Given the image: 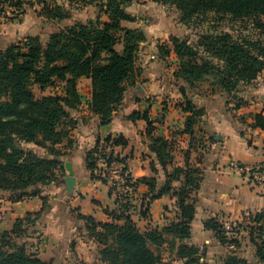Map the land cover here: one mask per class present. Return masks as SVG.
<instances>
[{"label": "trees", "instance_id": "1", "mask_svg": "<svg viewBox=\"0 0 264 264\" xmlns=\"http://www.w3.org/2000/svg\"><path fill=\"white\" fill-rule=\"evenodd\" d=\"M66 8L57 0H0V8H8L12 13L21 10L25 15L28 5L42 4L40 16L48 21L62 23L73 18L72 10L94 5L98 8L96 19L75 21L49 36L44 43L40 36H29L23 41L0 49V190L8 191L12 198L37 196L38 185L54 181L57 171H64V164L59 159L70 156L75 142L71 130L75 120L71 111L81 105L78 89L80 78L88 77L92 81L91 110L99 116L101 125L110 124L114 112L123 103L126 91L136 84L139 72L138 53L147 37L144 31L123 26V22H132L135 16L128 10L133 0H66ZM155 2L173 6L181 13V20L190 22L205 17L210 12L229 15L232 19H245L264 16V0H155ZM6 13V12H5ZM107 16V19H103ZM16 20V19H15ZM256 25L264 30V23ZM173 50L180 61L176 76L185 81L180 91L185 99L184 111L189 113L186 119L185 133L193 134L194 125L205 114V109L198 107L188 94L189 89L205 92L202 83L215 76L209 82L210 94H222L227 97L232 111H237L247 104L240 95L241 86L252 84L264 71V44L246 36L235 38L229 32L203 33L197 46L187 39L173 37L170 40ZM166 46H169L168 44ZM162 55L167 57L171 47H160ZM162 56V57H163ZM42 89L60 86V93L36 97L33 85ZM235 117V115H234ZM130 119H143L148 123V136L152 150L161 165L166 168L173 160L170 143L163 137L153 135L154 122L148 112H134ZM242 120V117H239ZM254 127H264V115H254ZM70 151H62L58 146L65 143ZM108 145H125L122 137L104 140ZM26 144H34L48 150L54 158L37 155ZM100 141L87 156V167L95 171V154H102ZM105 151V150H104ZM124 165L123 173L128 170L126 158L110 155ZM202 171L186 163L184 167H175L168 174L164 186L157 192L156 179L142 178L131 183L128 174L126 185L135 187L138 182L149 186L152 199L170 193L178 198L180 214L177 221L162 229L140 230L132 220L131 201L120 202L119 209L111 212L112 221H97L92 216L78 215L86 223L89 236L99 244L101 260L106 264H159L161 255L154 247L163 246L169 236L181 241L190 238L191 223L196 211L194 193L199 190ZM184 176L180 188H173L172 182ZM99 178L98 176H94ZM103 182H106L103 180ZM32 189V190H31ZM46 203L45 199H43ZM123 200V199H122ZM125 200V199H124ZM43 210L30 213L25 218L17 219L9 232L0 234V264H54L40 259L37 254L28 253L24 246L13 242L14 238L28 233V226L40 220ZM249 225L250 241L256 248V264H264V210L252 217ZM204 228L216 233L222 244L237 243L228 239L223 223L215 218L206 219ZM177 257L185 264L199 262L200 248L181 244ZM225 264H254L237 255H231Z\"/></svg>", "mask_w": 264, "mask_h": 264}, {"label": "crops", "instance_id": "2", "mask_svg": "<svg viewBox=\"0 0 264 264\" xmlns=\"http://www.w3.org/2000/svg\"><path fill=\"white\" fill-rule=\"evenodd\" d=\"M144 14L154 16L149 8L143 13L139 12L138 16H142V19L138 22L136 20L123 22V26L127 28H140L139 30L144 31L147 41L141 44L138 54L137 65L140 69L136 84L126 91L124 101L114 112L110 124L102 126L99 116L91 110V79L82 77L79 80L78 89L82 102L76 110L71 111V117L76 122L72 133H78L76 138L71 136L75 142L72 149L78 146L72 160L77 180L73 194L69 195L66 186L56 185L47 199L42 192L37 196L16 200L12 198L10 192L0 190V234L11 231L17 219L43 210L41 224L36 231L39 238L35 239L34 235L22 237L24 242L37 240L34 249L42 260L51 261L52 258L59 256L66 258L69 256V250H72L71 244L74 245V250L84 251L83 247L86 248L87 245L88 248H92L88 244L91 242L89 236L86 237L88 234L86 223L78 218L79 214L92 216L97 221L110 222L113 219L110 213L119 209L120 202H117V197L109 185L95 178L97 174L88 169L86 162V153L95 148L98 141L103 145L108 137L125 139V145L114 147L115 154L126 158L128 172L134 183L142 178L156 179L157 187L153 194L164 186L168 174L173 173L175 167H184L187 163L202 171L200 188L194 193L196 211L191 223L190 238L181 241L175 236H169V241L165 243L175 254L181 244L200 248L202 240L206 239L205 243H208L212 236L218 239L215 232L204 228L206 219L215 218L225 225L240 220L245 215L251 219L264 210V181L257 180L255 175L258 168L264 171V127L253 126L254 115H264V71L255 80L256 84L249 85L245 93H240L247 104L235 114L238 112L242 120L236 115L232 117L225 107L224 98L218 94H210L207 91L208 86H205V92H200L203 96L198 94L192 97L198 107L205 109V114L194 125V130L200 131L203 137L200 142L204 145L194 151L190 147L191 139H187L188 134L185 133L189 113L184 111L185 103L182 104L181 100L184 97L180 91L185 83L171 80L170 70L175 74L176 71L170 65L176 60V54L169 39L166 23L163 17L151 23ZM158 39L162 40L160 46L164 42L171 47V63L165 61L169 57L164 58L160 54V47L158 48L156 41ZM155 49L158 50L157 54L153 53ZM163 106L166 108L164 112ZM134 112H148L150 118L155 121L153 135L163 137L170 143L173 160L166 168L161 165L152 150L149 140L151 138L147 134L148 123L143 119H130ZM178 130L180 133L177 134ZM176 134H180L179 138H182L179 143L178 139L174 138ZM30 146L38 147L34 144ZM58 147L62 151H70L66 142ZM191 153L195 161L188 159ZM61 161L66 170L67 161ZM234 162L250 170V177L244 176L246 172L240 174L233 171ZM183 181L184 176H181L180 180L172 182V187L180 188ZM128 193L132 204L130 215L134 222L137 220L134 219L133 209L135 210L137 206L140 209V219L147 224L148 229H162L178 220L180 214L178 198L170 193L152 199L149 186L141 182ZM168 221L171 222L167 223ZM78 229H82L83 236L76 234ZM195 234H199L198 243L194 240ZM220 243L222 244L221 241ZM172 246L174 248H171ZM46 251L50 252L47 257Z\"/></svg>", "mask_w": 264, "mask_h": 264}, {"label": "rangeland", "instance_id": "3", "mask_svg": "<svg viewBox=\"0 0 264 264\" xmlns=\"http://www.w3.org/2000/svg\"><path fill=\"white\" fill-rule=\"evenodd\" d=\"M57 1L60 4L64 5L66 8H70V6L68 5V1L66 0H57ZM42 7H43L42 4L40 5L37 3H34L33 5H28L27 7H25L27 9L25 15H22L21 17H18V18H14L13 21H11V17H15V15L19 16L20 14L18 13H20L21 10H17V12L12 13V11L9 10L8 8H4L5 9L4 11H2L0 8V49H6L9 45L23 41L29 36H40L43 42L47 43V41L49 40L50 34L57 31L60 27H64L75 21H87L89 19H96V17L98 16V8H96L94 5H91L86 8L79 7L78 9L72 10L73 18L71 20H65L62 23H55V22L48 21L45 17H41L39 15ZM149 8L152 10L154 16L150 17V15L148 14H144V15L148 17V20L151 23H154V20H157L159 17H163L166 23V26H167L170 40H172L173 37H178L181 40L187 39L190 44L197 46L198 42L200 41L201 34L215 33V32L220 33L224 31V32L231 33L232 35L235 36V38L239 36L240 37L246 36L253 40H260L264 44V30L256 25L257 21L264 23V16H260L257 19L255 18L232 19V17L229 15L215 14L214 12H210L205 17H202V18L199 17L190 22H186V21L181 20V13L178 10H176L173 6L163 5V4L155 2V0H133V4L129 6L128 10L136 15L135 20L138 22L139 20L142 19V16L140 15L138 16L139 12L142 11L143 13ZM103 19H107V16H103ZM136 29H140V28H136ZM156 41H157V45H159L158 48L161 47L160 45L162 43L161 42L162 40L158 39ZM166 45L167 44L163 42V46L165 48L170 47ZM157 51L158 50L155 49L153 53L157 54ZM159 52L160 54H162L161 50H159ZM167 57L169 58H167V60L165 59L164 60L168 61V63H171L172 59L170 55H168ZM137 62H138V59H137ZM170 67H173V69L175 68L176 72L179 71L180 61L177 56H176V60L174 61V63H172V65H170ZM139 69L140 67H138V70ZM170 73L172 75L171 80L175 79L176 81L179 80L185 83L183 79L176 76L175 72L172 73V70H170ZM213 78H215L214 75L210 76L209 80H206L202 83V86L204 87L208 86L209 82L213 80ZM254 84H256L255 81L250 85H254ZM60 86L61 85L49 86L46 89H42L40 85L35 84L33 85V91L36 97L40 98L43 96L54 95V94L60 93L61 91L59 89ZM248 88H249V85L241 86L240 93L241 92L245 93L248 90ZM201 89L202 88H198V89L188 88V94L191 97H194L198 94L200 96H203L202 94H200V92L201 93L204 92ZM218 95H221L224 98L225 107L227 108V111L231 113L232 117L234 115L239 117L238 112L237 114H234V111H232V106L228 105L227 97H225L222 94H218ZM219 99L221 98L219 97ZM181 100L183 101L182 104H184L185 99L181 98ZM220 102L222 103V100H220ZM165 109H166L165 106H163L162 111L164 112ZM73 130L74 129L71 130V136L76 138L78 133H72ZM178 133H180L179 130L177 131V134ZM177 134H176V137L174 138L178 139L177 143H179V140L182 138H179L180 134L179 135ZM187 136H188L187 139H191L192 145L190 147L193 148L194 151L195 149L202 147V144L204 145V143L200 142L201 139H203V137L200 134L199 130H194L193 134H188ZM30 145H33V144H26V147L29 149H32L37 155L41 157L52 159L55 156V155L52 156L51 153L46 149H43L41 147L30 146ZM206 146L207 145H205V148ZM112 147L114 148V146ZM106 149L107 147H105V143H104L101 146V150L105 152ZM76 151H78V146L77 147L75 146L72 149V153L70 156L64 155L62 157H59V159L63 161L64 160L72 161L74 160V155ZM87 154L88 152L86 153V156ZM188 159L195 161V158L192 155V153L191 155H189ZM96 161H97V156H96ZM184 164L185 162L183 163V165ZM234 164H237L240 167H243L244 172H246L244 176L250 177V172H251L250 170H248L243 165H240V163L234 162ZM258 169H256V171ZM232 170L236 171V169L233 167H232ZM65 174H68L67 170H64L63 174H62V171L58 170L54 181L46 185L40 184L36 188L40 190V193L43 192L46 198L51 195L50 191L54 190L53 188L54 186L56 185L57 187L66 186L63 183ZM128 174L130 175V173L127 170L125 175L127 176ZM98 177H100L101 181L105 180L102 174H100V176ZM105 181L106 182H103V183L106 185H109L111 191L116 195L117 198H119V201H122L123 203H125L126 199H130L128 192L124 194L122 192H118L116 188L113 189L111 187V181L109 180H105ZM131 183H134L132 178H131ZM133 211H135L134 219L137 220V222L135 223H137L140 230L146 231L148 229V226L147 224L143 223L140 219L141 216H140L139 206H137L135 210L133 209ZM41 220L42 219L37 220V222L33 226L32 225L28 226L27 227L28 233L23 234V238L24 236L34 235L35 239H38L39 234H36V231H37V227H40ZM170 222L168 221L167 223H170ZM251 222H252V218L250 219L245 215L244 218H241L240 220H236V221L225 224V228L227 229L226 234H227L228 239L230 240L234 239L237 241L238 244L229 243V242L227 244H221L220 241L213 236L208 239L209 240L208 243H205L206 239L200 242L199 234L198 235L195 234L194 240L197 243L200 242L201 257L199 258V262L194 263V264H225L226 259L231 255H237L244 259L246 258L250 262L256 264L258 262V259L256 257V248L250 241V231L248 227L249 225H252L250 224ZM81 230L82 229H78L76 231V234L83 236ZM88 234H86V237L89 236ZM23 238L22 237L14 238L13 242L18 246H24L28 253L36 254L34 246L36 245L37 240L36 241L30 240V242H24ZM89 241L91 242H88V244L89 246H92V248H88V245H87L86 248L83 247L84 251L79 250V249L74 250V245L71 244L72 250H69V256H67L66 258H60V256L56 258H52L51 262H53L54 264H106L105 262L101 260V257L99 254V247H100L99 244L96 243L93 239H91L90 236H89ZM171 248H174V246H172ZM154 250L156 253L161 255L162 261L159 264H184V261L179 259L176 256L175 252L172 251V249H170L169 245L164 244L163 246H157V247H154ZM49 255H50V252L46 251L45 257Z\"/></svg>", "mask_w": 264, "mask_h": 264}, {"label": "built area", "instance_id": "4", "mask_svg": "<svg viewBox=\"0 0 264 264\" xmlns=\"http://www.w3.org/2000/svg\"><path fill=\"white\" fill-rule=\"evenodd\" d=\"M112 153L113 155H116L114 148L111 145H108L106 151L104 152V155H107V157H104L101 153L96 154L98 166L95 173L98 176L102 174L105 180L111 181V187L113 189L116 188L118 192H122L124 194L129 192L131 188L126 185L127 176L125 175L126 173H123L124 165L118 162L114 157L111 159V162L108 163L107 159H109V156L112 155ZM233 167L237 172L245 173L243 167H240L237 164H234ZM255 175L257 180L264 181V171L258 169L255 171Z\"/></svg>", "mask_w": 264, "mask_h": 264}, {"label": "water", "instance_id": "5", "mask_svg": "<svg viewBox=\"0 0 264 264\" xmlns=\"http://www.w3.org/2000/svg\"><path fill=\"white\" fill-rule=\"evenodd\" d=\"M65 169L68 174L64 177L63 183L66 185V190L69 195H72L77 182L72 161L65 162Z\"/></svg>", "mask_w": 264, "mask_h": 264}]
</instances>
